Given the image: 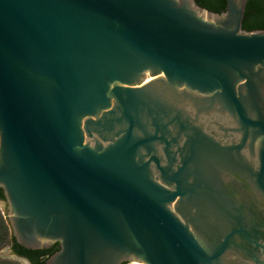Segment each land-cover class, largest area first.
<instances>
[{
	"label": "water",
	"instance_id": "1",
	"mask_svg": "<svg viewBox=\"0 0 264 264\" xmlns=\"http://www.w3.org/2000/svg\"><path fill=\"white\" fill-rule=\"evenodd\" d=\"M247 3L0 0V189L21 247L59 244L45 264H264Z\"/></svg>",
	"mask_w": 264,
	"mask_h": 264
},
{
	"label": "trees",
	"instance_id": "2",
	"mask_svg": "<svg viewBox=\"0 0 264 264\" xmlns=\"http://www.w3.org/2000/svg\"><path fill=\"white\" fill-rule=\"evenodd\" d=\"M201 7L216 12L222 13L225 11L226 0H196ZM243 29L246 31L264 30V0H248L246 6L245 17L243 21ZM0 201H5V195L0 189ZM9 244L17 255L28 258L32 264H45L47 258L59 250V244L47 250H27L21 247L10 235L8 226L3 221L0 214V247ZM0 264H17L13 261L0 260Z\"/></svg>",
	"mask_w": 264,
	"mask_h": 264
},
{
	"label": "rangeland",
	"instance_id": "3",
	"mask_svg": "<svg viewBox=\"0 0 264 264\" xmlns=\"http://www.w3.org/2000/svg\"><path fill=\"white\" fill-rule=\"evenodd\" d=\"M7 207H8V203L6 201H0V214L2 216L3 221L8 226V230L10 233L8 216H7ZM9 247H10L9 244H5V245L0 247V260H8V261L16 262L17 264H23V263L15 260L12 256H10V254L7 255L10 252Z\"/></svg>",
	"mask_w": 264,
	"mask_h": 264
},
{
	"label": "flooded vegetation",
	"instance_id": "4",
	"mask_svg": "<svg viewBox=\"0 0 264 264\" xmlns=\"http://www.w3.org/2000/svg\"><path fill=\"white\" fill-rule=\"evenodd\" d=\"M10 248V256H16L17 258L16 259H18V260H20V261H25V263H27V264H32V262L28 259V258H26V257H23V256H20V255H17L15 252H14V250L12 249V247L10 246L9 247Z\"/></svg>",
	"mask_w": 264,
	"mask_h": 264
},
{
	"label": "built area",
	"instance_id": "5",
	"mask_svg": "<svg viewBox=\"0 0 264 264\" xmlns=\"http://www.w3.org/2000/svg\"><path fill=\"white\" fill-rule=\"evenodd\" d=\"M126 264H140V263H135V262H133V263H126Z\"/></svg>",
	"mask_w": 264,
	"mask_h": 264
}]
</instances>
